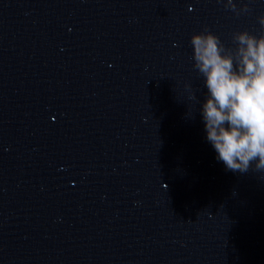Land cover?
<instances>
[{
  "label": "water",
  "instance_id": "obj_1",
  "mask_svg": "<svg viewBox=\"0 0 264 264\" xmlns=\"http://www.w3.org/2000/svg\"><path fill=\"white\" fill-rule=\"evenodd\" d=\"M233 2L0 0V264H264V174L216 159L192 59L264 35Z\"/></svg>",
  "mask_w": 264,
  "mask_h": 264
},
{
  "label": "clouds",
  "instance_id": "obj_2",
  "mask_svg": "<svg viewBox=\"0 0 264 264\" xmlns=\"http://www.w3.org/2000/svg\"><path fill=\"white\" fill-rule=\"evenodd\" d=\"M225 7L248 11L233 0ZM258 20L264 26V15ZM232 39L235 48L207 29L191 37L193 67L207 89L200 107L206 140L226 170L264 174V35L240 31Z\"/></svg>",
  "mask_w": 264,
  "mask_h": 264
}]
</instances>
